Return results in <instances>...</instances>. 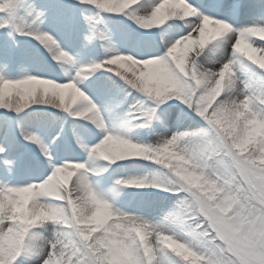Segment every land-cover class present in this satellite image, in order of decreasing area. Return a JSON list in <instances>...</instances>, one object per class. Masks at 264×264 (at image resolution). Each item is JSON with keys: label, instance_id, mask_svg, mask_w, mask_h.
Returning <instances> with one entry per match:
<instances>
[{"label": "snow or ice", "instance_id": "obj_1", "mask_svg": "<svg viewBox=\"0 0 264 264\" xmlns=\"http://www.w3.org/2000/svg\"><path fill=\"white\" fill-rule=\"evenodd\" d=\"M80 4L94 6L95 9L103 13L124 15L128 20L137 25L140 29V22L150 18L152 12L163 2L158 0L150 6L143 14H138L139 9L135 8L140 0L122 12H110L102 5L94 2V0H78ZM184 2L196 9L194 16H183L179 13L169 19H178L185 22V27L190 29L184 35H178L174 39L165 40L161 37L160 44L163 45L161 51L159 45L150 39V34H145L147 47H142L138 53H120L110 44V37L106 31L101 30L99 25L102 23L100 18L83 16V23L87 27V33L83 36L84 47H87L93 40L100 39L109 42L105 47V51L110 53L104 60L94 62L86 67L76 66L73 57L63 50L56 38L43 31L41 25L47 18V9H37L27 0H0V13L4 16L0 18V29L7 30L9 36L16 34L28 36L37 41L51 55L54 61H62L63 64H72L74 67V76H71L65 82H56L54 79L44 78L24 74L17 79H8L3 73H0V93L3 94V103H0V109H6L20 113L31 105H48L56 109L62 110L64 113L76 118L91 121L97 128L104 130L105 134L99 142L91 147H84L87 153L86 162H65L60 166L51 163L52 169L50 174L38 181H31L23 186H10L5 183L0 187V202L7 205L5 211L0 212V237H7L10 232H14L17 228V222L11 211L13 201L20 199V194L28 189L35 187L42 189L41 195L36 197L37 201H47V207L43 210L48 211L52 216L58 217L60 212H65L71 216V206L80 200L88 202L93 213L100 211V220L90 225L87 229L79 230L74 226L65 223H59L54 219L47 223L52 225H61L63 228H56L51 239L44 238L39 232L34 231L38 228H30L24 236V241L15 248H8L5 245V251L0 253V264H27V260L22 257L34 258L36 264H153L154 251L156 249H167L176 257L180 258L184 264H196L197 260L204 258L219 256L220 254H228L233 250V241L231 233L224 218L211 211L209 206L199 199L196 192L192 191L189 196L187 191L177 190L175 185H162L158 183L156 175L148 178L122 177L113 182L112 188L107 196L97 193L93 185L89 182V169L86 165H91L95 161L109 162V164L117 161H110L103 158L102 146L109 140L122 143H131L148 152H158L162 148H167L179 141L188 142L187 158L189 160L198 161L201 169L206 170L209 167L216 170L217 176L228 177L239 185H244L248 178L247 170L244 169L231 151L225 152L227 145L225 139L229 135V130L225 127L224 117V100L225 97L236 87L234 82V65H238L243 61L250 62V65L264 70L259 65L240 52L233 51V46L237 40L242 44L248 45L256 50V54L264 56V40L259 39V35L264 33V24L252 23L234 27L227 19H221L216 16H210L200 11L194 4H190L188 0ZM219 7L225 8L227 13L233 18L239 17L247 11V7L241 0H232L229 4H222ZM264 17V9L261 11ZM211 24L226 25L227 30L217 37L216 47L227 44L231 49L230 57L225 60L221 56L218 61L212 60L214 64L219 66L215 71H208L198 64L196 57L206 48L197 47L184 54V65L178 67L176 61L172 58L171 50L176 41L181 38L198 37L202 27ZM154 29V28H152ZM258 37V41L257 38ZM133 40H139L140 37L132 36ZM127 56L134 62H139V67L134 73L127 65L120 63L119 58ZM138 56L139 58H135ZM61 64V67H63ZM163 65V68L160 66ZM104 69L109 73H114L116 77L124 81L131 89L136 90L146 97L151 98L154 103L148 107H142L135 113H130L131 120L140 121L137 127L145 128L150 126L154 120H159L157 108L165 104L167 101L174 100L181 102L187 109L198 116L204 125L194 131H185L173 133L171 136L162 137L155 144H144L141 142H133L126 138L127 131L121 129L109 130L104 126L101 118V111L97 105L78 87L80 78H87L98 70ZM154 70H159L165 83L161 85L162 90L157 92L151 91L148 81L149 74ZM131 73V75H129ZM40 77L51 82L53 86L60 88H71L73 90V98L67 105H63L59 100L47 103H28L23 107L16 106V95L24 89L33 79ZM211 77L213 88L206 87L208 78ZM143 78V79H142ZM221 81L220 92H215V82ZM243 97L239 102L241 112L245 110V105L249 112L254 111L260 103H264V86L255 87L252 84L245 83L243 88ZM91 113L89 116L88 114ZM123 123H128L124 121ZM264 124V119H257L255 126L260 127ZM21 137L33 144H36L44 154H48L49 149L42 140L34 133L20 130ZM56 137L53 138V141ZM79 144L80 142L77 141ZM6 151L3 145H0V155ZM143 152L136 153L133 157L125 159H140L151 161L163 166L155 160L144 159ZM118 160V161H125ZM6 169L11 168V161H4ZM107 168H100L99 171H106ZM72 171L74 175L66 186L59 184V177L62 172ZM203 181V178H201ZM160 188L163 191H171L181 195L175 207L171 209L165 216L164 220L173 224L184 225L189 220L194 221L190 232L181 235H173L170 232L160 234L153 233L146 235V239L141 242L136 239L134 248L126 249L125 253H118L116 246L109 243L107 238H101L111 229L117 219L125 214L122 210L115 208L110 200H114L117 195L127 188ZM79 193V196H77ZM53 201L60 203H52ZM35 201L30 202V208L33 207ZM198 209V211H196ZM195 212L196 214H191ZM78 221H74L73 225ZM170 233V234H169ZM148 252L145 253V247ZM103 247L104 252L99 249Z\"/></svg>", "mask_w": 264, "mask_h": 264}, {"label": "clouds", "instance_id": "obj_2", "mask_svg": "<svg viewBox=\"0 0 264 264\" xmlns=\"http://www.w3.org/2000/svg\"><path fill=\"white\" fill-rule=\"evenodd\" d=\"M94 2L110 12L119 13L135 4L136 0H94ZM179 13L186 17L194 16L196 9L186 4L184 0H163L152 12L150 18L142 20L140 25L145 29L160 28L171 17ZM226 30L227 26L221 24L202 27L198 37L181 38L176 41L171 50L172 58L178 67L184 65L185 53L197 47L203 48L215 41ZM259 39L264 40V33L259 35ZM233 51L240 52L248 60L264 68V56L257 55L255 49L242 44L241 41L237 40ZM119 61L131 68L133 73L142 67L139 62H134L127 56H121ZM215 65L209 61L201 66L208 71H215ZM160 67L163 68V65ZM147 79L151 91L158 93L162 90L161 85L165 81L159 70H154ZM205 86L209 89L213 88L211 77L208 78ZM220 86L221 81L217 80L214 86L217 95L220 92ZM73 95L71 88L56 87L50 81L37 77L17 93L16 106L23 107L28 103H47L57 100L61 104L67 105ZM242 97L243 91L238 87L235 98L226 96L223 114L225 127L229 130V135L225 139L227 145L225 152L231 151V156H234L247 170L248 178L244 185H239L228 177L217 176L216 170L211 167L202 170L198 161L189 160L187 158V141H179L158 152L144 151L131 143L114 140H109L102 146V155L106 160H125L133 157L136 153L143 152L142 158L162 163L163 169L166 171L161 172L157 177L158 183L175 185L177 190L187 191L189 196L192 195V191L189 189L195 191L199 199L204 201L211 211L224 218L233 241L232 252L210 259L201 258L197 260L196 264H264V124L260 127L255 126L257 119H264V104L259 105L251 112L245 105V110L241 112L238 105ZM243 99H247V97H243ZM0 103H3L2 93H0ZM88 115L90 116L91 113ZM160 139L162 137L158 138V140ZM73 175L72 171L62 172L59 184L66 186ZM42 191L35 187L28 188L20 194L19 200L11 202V211L17 222V228L7 237H0V253L5 251V245L8 248H15L21 244L24 241L25 233L30 228L43 226L51 220L56 219L59 223L84 230L97 223L101 218L100 211L97 209L93 213L92 208L85 200L72 204L71 216L65 212H60L58 217L52 216L48 211L43 210L47 204L36 200ZM33 201L35 204L30 208V202ZM6 208L7 205L0 202V212L5 211ZM74 221L78 222L73 225ZM194 223L189 220L187 226L192 228ZM179 226L180 224L167 222L164 218L159 222L152 223L138 215L125 214L120 216L112 228L107 230L101 238H107L109 243L116 246V251L123 254L126 249L135 247L137 238L143 242L146 235L164 232L181 235L179 231H176ZM99 251L103 253L104 248L101 247ZM147 252L148 247L146 246L145 253Z\"/></svg>", "mask_w": 264, "mask_h": 264}, {"label": "bare ground", "instance_id": "obj_3", "mask_svg": "<svg viewBox=\"0 0 264 264\" xmlns=\"http://www.w3.org/2000/svg\"><path fill=\"white\" fill-rule=\"evenodd\" d=\"M189 1V0H188ZM148 2V0H147ZM213 0H205V3L212 4ZM139 6V7H138ZM150 4L141 3L137 4L134 7H137L139 9L138 14H143L146 10L150 9ZM246 7L248 9L247 13L244 15L245 24H252V23H262L264 21V17L261 16V11L264 9V0H252L248 1L246 4ZM248 19V20H246ZM163 35L159 36L158 42H160L161 37H163L165 40L167 39H174L176 36L181 34H186L190 29L185 27V22L180 21L176 19L175 22L169 21L164 26H162ZM160 29V28H159ZM129 33L127 29L123 26L117 25L115 26L113 30L112 37L115 39H120V42L125 45L124 49L129 50L130 52L134 53V49L129 45ZM152 36L150 35V39ZM147 41V40H145ZM155 44L157 42L155 41ZM158 45V44H157ZM212 46V47H211ZM208 47V48H207ZM205 49L202 50V54L196 57L197 61L200 60L202 62L204 61H210L208 58L210 54L209 52H217L216 43L208 45ZM132 48V49H131ZM218 54V53H217ZM223 55L219 54L216 57H221ZM224 57V56H223ZM74 62H78L79 58H73ZM227 60V59H226ZM202 62H199L198 64H202ZM3 64V62H0V65ZM71 64H69L70 66ZM205 65V64H204ZM250 69H245V67H238V65L235 66V74L241 77H247L252 76L250 74ZM253 77V76H252ZM233 93H235L237 90L233 89ZM121 92V87L118 85H110L106 88L102 89L99 93L96 92L93 98V103L97 104L98 109L101 111V118L104 122V126L107 129L108 126L112 127V130H121L124 129L127 131V136L132 135V131L130 128V124L123 123L124 121H127L126 119V108H124L121 105V101L118 100V95ZM232 98H234L232 96ZM3 115L0 116V119ZM198 121L191 120L188 116L184 115L183 113H177L174 114L172 117V123L168 124L167 128L164 132V136H171L173 133H179L178 130H173V128H177L179 130L180 127H190L192 124L199 125ZM55 125L54 120L51 119H43L39 120L36 119L33 115H29L25 117L23 120H21L20 124V130H24L27 132H31L36 134L43 142V137L46 135V133L50 132L51 129H53ZM95 126V125H94ZM96 127V126H95ZM171 127V128H170ZM19 130V131H20ZM5 131H3L2 128H0V137L4 134ZM104 132V130L99 129L96 127L95 133L88 135L85 131L84 133L76 130L74 127L71 129V135L75 139V141H79L80 145H83L85 143H91L90 146H93L95 143L99 142V133ZM104 134V133H103ZM34 148H39L36 144H34ZM72 160H81L82 162H86L87 160L84 159V155L82 152H71V151H62L59 154V163L61 161L62 163H65L66 159ZM143 162V161H142ZM95 162H93L91 165H94ZM146 163V162H144ZM148 164V163H146ZM90 165V166H91ZM133 165V166H132ZM149 165V164H148ZM89 166V165H88ZM149 168L142 163H135L129 165L127 168H122L120 171H118L119 175H130V177H136L140 176L141 174L148 173ZM36 176H26V179L28 178H34ZM141 178V177H140ZM25 178H17L16 176H13L12 174H9L8 170L0 167V185H4L5 183L9 184L10 186H16L19 183L23 182ZM26 181V180H25ZM98 181H102V179H95L89 176V182L93 185L94 190L99 193L102 196H107L109 193V190L112 188L111 186L104 187L100 184H98ZM146 196L138 195L136 200L132 201L131 198H123L120 201L115 197L114 200H110V203H113L116 208L120 209L124 207L125 209L127 207H130L133 205V207L143 206L146 204H152V202L149 200H144ZM143 203V204H142ZM155 206V205H154ZM149 206V207H154ZM170 262H174L176 264H182L181 261H176L175 258H171L170 260L164 259L163 261H160L158 258H155L153 261V264H171ZM179 262V263H178Z\"/></svg>", "mask_w": 264, "mask_h": 264}, {"label": "rangeland", "instance_id": "obj_4", "mask_svg": "<svg viewBox=\"0 0 264 264\" xmlns=\"http://www.w3.org/2000/svg\"><path fill=\"white\" fill-rule=\"evenodd\" d=\"M153 2L154 1H151V3H148V4H153ZM82 23H83V21H82ZM167 23V22H166ZM84 24V23H83ZM257 24H264V21L262 22V23H257ZM84 26H85V24H84ZM81 28H82V26H80V28L78 29V34L80 35V37H81V35H82V38H83V36L86 34L85 33V31L83 32V30L81 31ZM163 28H160L159 30H158V32H157V38H159V36L160 35H163V30H162ZM104 31H106L107 33H108V35H109V37H110V44H111V46L115 49V50H117L118 52H120V53H127V51L128 50H125L124 49V47H125V45L124 46H118L117 45V43L118 42H120L118 39H115V38H113L112 37V35H111V33H109V29H108V27H107V25H106V29H104ZM83 32V33H82ZM182 35V34H181ZM76 37H77V35H76ZM80 37H78V42H80ZM155 43V42H154ZM108 44H109V42H107V44H105V47H107L108 46ZM132 44H133V39H131V43H129V45L132 47ZM162 45V44H161ZM64 46V45H63ZM212 47V46H211ZM104 50H105V48H103ZM225 50L226 51V53L224 54L225 56H224V58H225V60L226 59H228L229 57H230V54H231V49H230V47H228L227 46V44L225 43V44H222L220 47H217V52H209V54H210V56L209 57H213L212 59L211 58H208V59H210V61H212V60H218L219 59V57H216L217 55H219L220 53V50ZM224 51V52H225ZM218 53V54H217ZM198 63L199 62H202V61H200V60H198L197 61ZM208 63V61H204V62H202V64H200V65H204V64H207ZM219 65L218 64H216L215 65V67L217 68ZM248 66V65H247ZM249 68L251 69V71H250V74H252V76L250 77V76H247V77H245L244 79H240L239 77H236L235 75H234V82H235V85H236V87H234L233 89L234 90H237V87L238 88H243V85L245 84V83H248V84H252L253 86H255V87H261V86H264V75L263 74H261L259 71H257L256 69H254L253 67H250L249 66ZM105 81H107V82H105V84H107V83H110V80H105ZM126 92H128V88H126V87H123V89H122V91L120 92V94L118 95V100H123V97H124V94L126 93ZM234 91L232 90L230 93H229V96L230 97H234L235 98V96H236V92L235 93H233ZM261 104H264V103H260L259 105H261ZM128 108H129V105H128ZM178 110L176 109V110H167V111H162L158 116H159V120H156V123H155V128H156V130H165L166 128H167V125L168 124H171L172 123V116L174 115V114H177L178 112H177ZM168 120H170V121H168ZM2 125H3V127H4V123H2ZM201 126H203L202 125V123L201 124H199L198 126H197V129L199 128V127H201ZM180 128H182V129H186V131H189L190 130V128L188 129V128H186V127H180ZM5 129V128H4ZM191 131V130H190ZM49 135V133H47L46 135H44V137H43V141L45 142V139H46V137ZM155 141H158L157 139L155 140ZM155 141H153V143L155 144ZM43 142V143H44ZM2 143H4V141L3 140H0V144H2ZM84 147H86V146H84ZM82 149V148H81ZM48 168V166L46 167V169ZM120 168V167H119ZM118 170L120 171V169H116L115 170V172H114V174H113V176L110 178V180L108 181V182H105V181H99L100 183H98V184H100V185H102V186H104V187H109V186H113V182L116 180V179H119V178H122V177H130V175H119L118 174ZM163 172V171H162ZM146 175V174H145ZM160 175V173L158 174V176ZM153 175H151V174H148V176H146L147 178H149V179H151V177H152ZM140 177H143L142 175H140V176H136V178H140ZM2 185H0V187H1ZM111 186V187H112ZM130 195H128V197H129ZM147 199L146 200H152L157 206L156 207H149V206H147L146 205V207H148V209L149 210H145V209H143L144 207H127V209L128 210H131V212L130 213H128L127 211L125 212V211H123V212H125V213H128V214H135V215H138V216H140V217H143L145 220H147V221H149V222H152V223H156V222H159V221H161L163 218H164V216L171 210V209H173L174 207H175V205H176V203H177V201L179 200V199H169V198H163V197H156V196H153V197H146ZM115 207V206H114ZM116 208V207H115ZM121 210V209H120ZM145 214V215H144ZM147 216V217H146ZM181 226V225H180ZM179 226V227H180ZM56 228H58V226L56 227V226H48V228H40V226L37 228V229H35L34 231H37V232H39L44 238H46V239H51L52 237H53V235H54V230L56 229ZM49 229H50V232H49ZM188 230L190 231V228L188 227V226H184L183 228H181V230H180V228H177L176 229V231H179L181 234H184V233H188ZM170 234V233H169ZM155 258H158L160 261H163L164 259H166V260H170L171 258H174V257H172V256H167V255H165V253H163L162 252V249H156L155 251H154V259ZM23 259H26L27 260V264H36V261L34 260V258H31V257H24ZM180 259V258H179ZM175 260L176 261H179L178 259H177V257L175 258ZM181 260V259H180ZM182 261V260H181ZM171 264H176V263H174V262H170ZM179 263V262H178Z\"/></svg>", "mask_w": 264, "mask_h": 264}]
</instances>
